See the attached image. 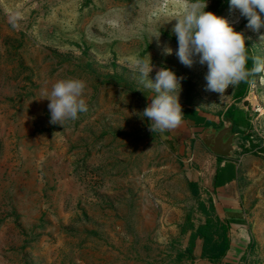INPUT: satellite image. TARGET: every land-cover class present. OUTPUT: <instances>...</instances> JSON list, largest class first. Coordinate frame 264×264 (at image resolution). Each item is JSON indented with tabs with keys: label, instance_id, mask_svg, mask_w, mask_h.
Returning <instances> with one entry per match:
<instances>
[{
	"label": "rangeland",
	"instance_id": "rangeland-1",
	"mask_svg": "<svg viewBox=\"0 0 264 264\" xmlns=\"http://www.w3.org/2000/svg\"><path fill=\"white\" fill-rule=\"evenodd\" d=\"M165 106L247 118L238 264H264V0H0V264H190L215 214Z\"/></svg>",
	"mask_w": 264,
	"mask_h": 264
},
{
	"label": "crops",
	"instance_id": "crops-1",
	"mask_svg": "<svg viewBox=\"0 0 264 264\" xmlns=\"http://www.w3.org/2000/svg\"><path fill=\"white\" fill-rule=\"evenodd\" d=\"M157 102V108L160 103ZM212 117L189 107H163L159 112L158 133L171 142L180 155L187 156L191 163L189 176L191 183L202 189L207 195L209 207L213 208L215 216L231 222L228 231L230 248L219 264H238L246 252L248 240V225L238 192L241 172L244 167V156L239 153L237 145L232 158L226 159L210 153L199 139V135L207 128H222L223 125H233L232 133L237 135L240 130L248 128L247 118L241 116L229 120ZM245 247H244V246ZM202 245L196 244L190 264H212L201 259Z\"/></svg>",
	"mask_w": 264,
	"mask_h": 264
},
{
	"label": "trees",
	"instance_id": "trees-1",
	"mask_svg": "<svg viewBox=\"0 0 264 264\" xmlns=\"http://www.w3.org/2000/svg\"><path fill=\"white\" fill-rule=\"evenodd\" d=\"M256 9L253 10L255 13ZM204 44L206 46L212 45L207 39H204ZM213 47L216 46L212 45ZM253 65V59L249 52H247V76H249L251 68ZM249 84V78L245 81L243 90L236 94V100H241L246 92ZM155 101H158L155 99ZM229 120L232 118V112L228 111ZM190 188L194 195L198 194L196 185L189 183ZM210 209L213 208L210 206ZM202 213L207 215V219L204 225L199 226L194 232L190 234L188 248L185 250L186 254L190 257L193 254L194 248L196 246L197 240H202V251L201 259L207 260L212 264H219L221 260L225 257L227 251L229 250L230 242L228 239V231L230 230L231 222L218 219L215 215L211 216L209 210L201 206Z\"/></svg>",
	"mask_w": 264,
	"mask_h": 264
},
{
	"label": "water",
	"instance_id": "water-1",
	"mask_svg": "<svg viewBox=\"0 0 264 264\" xmlns=\"http://www.w3.org/2000/svg\"><path fill=\"white\" fill-rule=\"evenodd\" d=\"M233 125H223L222 128H207L200 135L199 139L207 150L221 158H232L235 150L236 135L232 133Z\"/></svg>",
	"mask_w": 264,
	"mask_h": 264
}]
</instances>
